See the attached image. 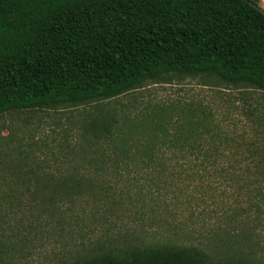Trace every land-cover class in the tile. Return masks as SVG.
I'll return each instance as SVG.
<instances>
[{
    "label": "trees",
    "instance_id": "1",
    "mask_svg": "<svg viewBox=\"0 0 264 264\" xmlns=\"http://www.w3.org/2000/svg\"><path fill=\"white\" fill-rule=\"evenodd\" d=\"M185 77L264 93V9L257 0H0V114L92 105L77 154L97 175L73 166L58 177L36 176L17 166L19 176H30L19 177L20 194L3 191L0 201H71L100 192L108 169L172 186H210L219 177L246 202L262 197L264 139L239 141L194 118L170 130L158 110L130 118L100 106L149 81ZM11 237L0 230V264ZM76 264L251 263L213 262L196 246L148 243Z\"/></svg>",
    "mask_w": 264,
    "mask_h": 264
},
{
    "label": "rangeland",
    "instance_id": "2",
    "mask_svg": "<svg viewBox=\"0 0 264 264\" xmlns=\"http://www.w3.org/2000/svg\"><path fill=\"white\" fill-rule=\"evenodd\" d=\"M257 4L264 9V0ZM100 106L130 118L158 110L170 130L194 118L239 141L264 139V93L251 88L203 84L194 77L149 81ZM94 113L92 105H80L0 114V196L8 190L20 194L19 177L30 175L19 176L17 166L55 177L80 166L83 174L97 176L77 154L81 122ZM104 179L100 192L71 201L43 204L23 195L9 206L0 201V230L15 241L3 250L2 264H76L105 250L121 253L148 243L196 246L213 262L264 264V194L246 202L219 177L210 186H172L108 169Z\"/></svg>",
    "mask_w": 264,
    "mask_h": 264
}]
</instances>
